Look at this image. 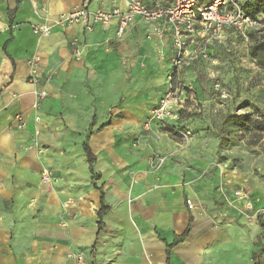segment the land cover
Listing matches in <instances>:
<instances>
[{
	"label": "crops",
	"instance_id": "1",
	"mask_svg": "<svg viewBox=\"0 0 264 264\" xmlns=\"http://www.w3.org/2000/svg\"><path fill=\"white\" fill-rule=\"evenodd\" d=\"M82 6L126 9L123 0H0V264H264L260 217L243 213L233 189L227 198L181 164L185 150L170 126L147 125L166 91L154 103H119L112 73L131 56L136 30L161 69H172L171 37L148 38L153 24L139 20L122 37L116 23L34 33ZM34 54L39 83L27 78ZM41 89L48 95L36 110ZM169 123L187 126L181 115ZM36 129L42 151L30 147ZM153 154L167 155L156 172ZM44 169L53 174L47 183Z\"/></svg>",
	"mask_w": 264,
	"mask_h": 264
},
{
	"label": "rangeland",
	"instance_id": "2",
	"mask_svg": "<svg viewBox=\"0 0 264 264\" xmlns=\"http://www.w3.org/2000/svg\"><path fill=\"white\" fill-rule=\"evenodd\" d=\"M252 1L254 25L243 35L227 30L222 40L209 45L208 58H198L172 76L173 87L184 92L180 115L194 141L173 137L185 150V168L195 177L214 180L226 196V188L248 194L258 210L255 219L264 223V142L245 143L242 118L225 123L230 115L264 117V0ZM135 33L140 37L132 42L131 56L123 57V66L112 73L114 88L121 93L119 103H154L169 87L172 69L158 67L148 40ZM78 259L83 261L82 255Z\"/></svg>",
	"mask_w": 264,
	"mask_h": 264
},
{
	"label": "built area",
	"instance_id": "3",
	"mask_svg": "<svg viewBox=\"0 0 264 264\" xmlns=\"http://www.w3.org/2000/svg\"><path fill=\"white\" fill-rule=\"evenodd\" d=\"M126 9L119 7L111 9L97 8L89 9L87 6L75 8L63 13L52 23H42L33 25L36 35L48 36L57 26H68L80 24L88 31H93L96 25L109 26L112 23L117 25V35L122 37L136 21H146L153 24V35L164 37L169 35L173 42L174 58L172 71L169 76V87L158 103L150 109V117L147 125L151 122L168 125L171 131L182 137L184 141L192 140V131L184 126L169 123L172 120L180 119V111L185 100L184 92L180 93L173 87V75L182 70L184 66L190 65L198 58L206 59L210 55L209 45L222 40L227 30L233 29L243 35V32L256 23L255 18L249 13L250 6L254 4L252 0H152V4H147L145 0H123ZM73 45L76 42L72 43ZM163 54V51L160 52ZM77 59H80L78 50ZM29 73L28 81L39 83L41 81V57L34 54L28 59ZM48 80V79H47ZM48 95L46 89L36 91L34 109L39 110L43 99ZM41 117L37 116L39 122ZM15 121L19 128L25 126L24 117L21 113L15 115ZM171 124V125H170ZM40 130L36 129L32 140L31 148L42 151L38 136ZM167 160V155L153 154L150 166L154 170H160ZM53 179L52 171L44 169L42 180L44 183ZM234 195L243 201L245 207L243 213L254 219L258 210L248 194L242 190H237ZM226 196V195H225ZM227 197V196H226ZM228 198V197H227ZM189 209L194 210L196 204L188 199Z\"/></svg>",
	"mask_w": 264,
	"mask_h": 264
},
{
	"label": "trees",
	"instance_id": "4",
	"mask_svg": "<svg viewBox=\"0 0 264 264\" xmlns=\"http://www.w3.org/2000/svg\"><path fill=\"white\" fill-rule=\"evenodd\" d=\"M264 59V58H263ZM239 118L243 119V131L245 132V143L248 146H257L259 143L264 142V117H250L248 115H230L226 117L225 123L237 124ZM89 160L93 162V157L89 147H85ZM263 228L264 225L262 224ZM102 227L100 226V229Z\"/></svg>",
	"mask_w": 264,
	"mask_h": 264
}]
</instances>
